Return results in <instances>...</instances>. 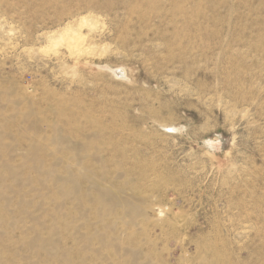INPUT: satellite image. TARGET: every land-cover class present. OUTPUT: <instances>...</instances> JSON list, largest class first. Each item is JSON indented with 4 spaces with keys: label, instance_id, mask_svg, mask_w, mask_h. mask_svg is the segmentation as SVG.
Segmentation results:
<instances>
[{
    "label": "rangeland",
    "instance_id": "374dc122",
    "mask_svg": "<svg viewBox=\"0 0 264 264\" xmlns=\"http://www.w3.org/2000/svg\"><path fill=\"white\" fill-rule=\"evenodd\" d=\"M0 264H264V0H0Z\"/></svg>",
    "mask_w": 264,
    "mask_h": 264
},
{
    "label": "bare ground",
    "instance_id": "6f19581e",
    "mask_svg": "<svg viewBox=\"0 0 264 264\" xmlns=\"http://www.w3.org/2000/svg\"><path fill=\"white\" fill-rule=\"evenodd\" d=\"M83 23H86V20H83L82 24H83ZM83 27H84V26H83ZM71 32H72V31H71ZM71 32H68V33H71ZM68 33H67V34H68ZM63 34H64V33H63ZM72 34H73V33H72ZM74 34H75V32H74ZM76 35H77V34H76ZM62 36H63V35H62ZM69 36H70V35H68V37H69ZM58 37L61 38V35H59ZM73 37H74V36H73ZM73 37H72V38H73ZM75 37H76V36H75ZM62 38H63V37H62ZM64 38H65V40L68 39V38L66 39L65 36H64ZM56 39H57V38H56ZM70 39H71V38H70ZM74 39H75V38H74ZM74 39H73V40H74ZM63 40H64V39H63ZM68 40H69V39H68ZM68 40H67V42H70V41H68ZM71 40H72V39H71ZM77 40H78V39H77ZM56 41H58V40H56ZM74 41H75V40H74ZM54 42H55V41H54ZM71 43H72V42H71ZM74 43H75V42H74ZM76 43H77V41H76ZM82 43H83V42H82ZM56 44H58V43H56Z\"/></svg>",
    "mask_w": 264,
    "mask_h": 264
}]
</instances>
